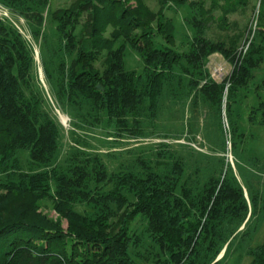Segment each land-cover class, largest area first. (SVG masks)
Instances as JSON below:
<instances>
[{
  "label": "trees",
  "instance_id": "trees-1",
  "mask_svg": "<svg viewBox=\"0 0 264 264\" xmlns=\"http://www.w3.org/2000/svg\"><path fill=\"white\" fill-rule=\"evenodd\" d=\"M49 1L0 0L30 22L36 37ZM259 2L264 10V0ZM159 3L155 10L144 0H75L51 13L59 52L53 85L90 122L113 133L144 135L167 86L174 98L200 95L218 113L225 96L232 111L263 57L264 28L256 36L260 45L251 42L247 53L237 47L241 31L217 39L206 33L215 24L225 30L227 16L251 0H211L208 8L191 0L186 19L193 37L187 51L174 47L176 26L165 15L166 2ZM127 47L139 56L140 72L126 68ZM212 53L232 64L221 82L205 69ZM33 69L27 41L0 19V187H6L0 194V264H218L229 241L247 233L259 197L253 190L247 196L234 174L209 176L191 187L183 182V164L171 154L163 171L143 160L141 171L109 172L98 154L77 148L63 165H55L59 125L44 109ZM256 94L247 118L264 124V78ZM236 127L231 119L233 136ZM77 204L89 209L79 211ZM137 218L157 248L153 260L132 255L141 242L132 226ZM248 253L249 264H264V242Z\"/></svg>",
  "mask_w": 264,
  "mask_h": 264
},
{
  "label": "rangeland",
  "instance_id": "rangeland-1",
  "mask_svg": "<svg viewBox=\"0 0 264 264\" xmlns=\"http://www.w3.org/2000/svg\"><path fill=\"white\" fill-rule=\"evenodd\" d=\"M73 1L75 0L49 1L42 12L43 22L38 37L32 33L30 22L24 16L0 2L1 21L18 30L32 51L34 81L41 88L44 109L59 125V149L54 164L63 165L70 153L77 148L98 154L109 172L126 168L141 171L143 168L140 161L143 160L149 162L156 170L163 171L171 154L173 159H178L183 164V182L191 187L202 185L209 176L223 177L234 174L247 188V196L252 190L258 193V210L249 220L247 233L242 236V233L238 232L235 238L229 241L227 253L218 264H249V249L264 242V124H252L247 118L252 105L258 100L256 87L264 78V53L260 63L252 71L253 78L240 92L232 111H227L225 96L218 113V110L200 95H180L174 98L167 86L160 100L156 119L144 124V135L133 137L127 133H113L103 125L90 122L91 118L85 115L84 111L80 113L76 104L68 102L65 96L60 94L59 88L53 85L59 52L56 50L57 36L51 13L58 8L69 6ZM159 1L144 0L149 8L155 10L160 5ZM164 1L165 15L170 16L176 26L174 47L187 51L188 41L193 37V29L186 19L191 14L190 11H193L187 5L191 0H185L183 5ZM193 1L199 6L198 3H203L205 8L211 6V0ZM132 3L134 4L133 1ZM221 3L222 0H219V4ZM212 8L213 15L218 17L219 6ZM263 12L259 0H251V5L239 8L227 16L225 30L216 24L211 25L206 32L207 36L217 39L241 31V40L237 47L242 53H247L251 42L260 45L256 36L258 30L264 28ZM53 51L56 52L54 57L51 55ZM125 66L138 72L142 68L139 56L129 47L126 48ZM45 67L50 71V81L47 79ZM205 69L210 79L221 82L230 75L232 64L220 53H212L206 59ZM186 81L184 77L181 83L183 89ZM231 119L237 125L234 136ZM21 158L25 160L26 156L21 155ZM5 191L6 187H0V194ZM75 208L79 211L89 209L84 204H77ZM47 212L50 216L55 215L51 210ZM132 226L141 237L140 244L131 249L132 255L138 261L153 260L157 248L144 231L145 222L137 218ZM242 228L243 226L240 229ZM222 254L223 251L218 258Z\"/></svg>",
  "mask_w": 264,
  "mask_h": 264
},
{
  "label": "water",
  "instance_id": "water-1",
  "mask_svg": "<svg viewBox=\"0 0 264 264\" xmlns=\"http://www.w3.org/2000/svg\"><path fill=\"white\" fill-rule=\"evenodd\" d=\"M97 87L100 88V89L102 88L101 85H97Z\"/></svg>",
  "mask_w": 264,
  "mask_h": 264
}]
</instances>
